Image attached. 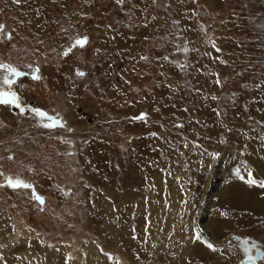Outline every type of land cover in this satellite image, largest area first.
<instances>
[{"label":"rangeland","instance_id":"374dc122","mask_svg":"<svg viewBox=\"0 0 264 264\" xmlns=\"http://www.w3.org/2000/svg\"><path fill=\"white\" fill-rule=\"evenodd\" d=\"M0 26L20 73L0 69V92L24 108L0 104V264H240L236 238L264 253V213L228 210L254 164L219 130L264 78V0H0Z\"/></svg>","mask_w":264,"mask_h":264},{"label":"bare ground","instance_id":"6f19581e","mask_svg":"<svg viewBox=\"0 0 264 264\" xmlns=\"http://www.w3.org/2000/svg\"><path fill=\"white\" fill-rule=\"evenodd\" d=\"M236 97L237 99L235 101L240 105L236 103L229 104L230 107L226 110V115L230 121L229 127H227V129H219L220 133L221 131L223 132L221 135L223 137H221L223 141V145H221L223 148L222 155L231 160H243L248 163L252 162L254 164V171H256L264 167V78H259L257 80L255 89H253L250 96L239 93ZM206 108L210 109V107L208 108L207 106ZM246 118L251 119L250 122L254 123L255 127L258 128L257 131L244 128L245 123H243V120ZM241 123H243V127ZM254 171L249 164L248 172L253 174ZM252 178H255V180L258 179L256 177ZM237 187H240L237 190L238 192L232 194L233 196L230 195V206L228 207L230 213L238 218H259V216L264 213V187L249 185L248 183L245 185L239 184ZM113 225L111 222L107 223V227L103 232L112 231L113 237H116L117 232L115 233ZM195 228L197 229V227ZM202 232L204 235H210L207 229L203 228ZM198 235H200V233ZM236 242V248H238L244 256V260L240 264H244L245 261H249L250 264H258V260L254 257V253L256 250L261 249L260 246L254 242L249 243V240L246 239H239ZM245 248L248 249L247 252ZM197 251L199 252L200 249ZM213 254L215 257L219 256L217 252H213ZM249 256L253 257V259L249 260Z\"/></svg>","mask_w":264,"mask_h":264},{"label":"snow or ice","instance_id":"6c2138e0","mask_svg":"<svg viewBox=\"0 0 264 264\" xmlns=\"http://www.w3.org/2000/svg\"><path fill=\"white\" fill-rule=\"evenodd\" d=\"M3 26H0V29H2ZM86 39V38H85ZM78 44H82L83 41H77ZM215 45H213L214 47ZM0 69H3L5 71H7L9 74L13 75V76H19L20 73L17 72L15 69L9 67V66H6V65H3V64H0ZM80 75H83L82 73H80ZM34 79H38L39 77L37 76H33ZM3 83L4 84H10L12 83L11 80L5 78L3 80ZM0 104H11V105H14L16 106L17 108H20L21 109V112L24 111V108L21 106V104L19 103L18 101V97L16 96L15 93H6V92H0ZM32 111L37 114L38 116L40 117H45L46 114L41 112L40 110L38 109H32ZM59 124V121H56V120H52L49 124H46L45 126L46 127H56L57 125ZM247 183L249 185H255L257 184L258 182L252 178L251 176V173H249V178L247 180ZM8 184L9 186H12V187H30L29 185L27 184H24L22 181H19V180H16V181H12L11 179L8 180ZM259 186L260 187H264V181H260L259 182ZM37 199H39V197H37ZM200 237L198 236L197 239H199ZM207 243V247L210 248V249H214V245L212 243ZM245 251L247 252L248 249L245 248ZM253 259V257L249 256V260Z\"/></svg>","mask_w":264,"mask_h":264},{"label":"water","instance_id":"95a60500","mask_svg":"<svg viewBox=\"0 0 264 264\" xmlns=\"http://www.w3.org/2000/svg\"><path fill=\"white\" fill-rule=\"evenodd\" d=\"M236 241H238L239 239H235ZM255 243V242H254ZM254 257L256 260H260L262 259L264 261V254H263V251L262 250H256L255 253H254ZM244 264H250L249 261H245ZM252 264V263H251ZM254 264V263H253Z\"/></svg>","mask_w":264,"mask_h":264}]
</instances>
